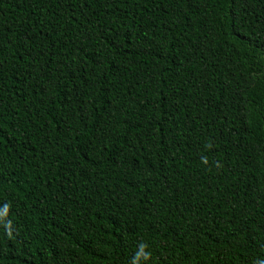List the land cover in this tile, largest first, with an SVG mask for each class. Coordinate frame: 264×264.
I'll list each match as a JSON object with an SVG mask.
<instances>
[{
	"label": "trees",
	"instance_id": "16d2710c",
	"mask_svg": "<svg viewBox=\"0 0 264 264\" xmlns=\"http://www.w3.org/2000/svg\"><path fill=\"white\" fill-rule=\"evenodd\" d=\"M0 264H264V0H0Z\"/></svg>",
	"mask_w": 264,
	"mask_h": 264
}]
</instances>
